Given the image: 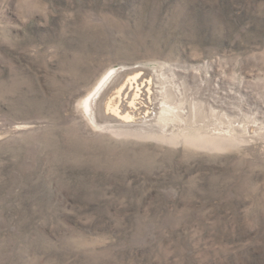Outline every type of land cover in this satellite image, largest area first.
<instances>
[{
    "label": "rangeland",
    "instance_id": "obj_1",
    "mask_svg": "<svg viewBox=\"0 0 264 264\" xmlns=\"http://www.w3.org/2000/svg\"><path fill=\"white\" fill-rule=\"evenodd\" d=\"M0 264H264V0H0Z\"/></svg>",
    "mask_w": 264,
    "mask_h": 264
},
{
    "label": "bare ground",
    "instance_id": "obj_2",
    "mask_svg": "<svg viewBox=\"0 0 264 264\" xmlns=\"http://www.w3.org/2000/svg\"><path fill=\"white\" fill-rule=\"evenodd\" d=\"M141 66H138L137 68H140ZM134 68H130V67H124L120 70H110L109 72H107L102 79L97 83V85L95 86V88L81 101V107L82 110L87 114L88 118L91 120V122L93 123V125L95 127H104V120H103V116L105 113H108V111L112 110L114 111V104L116 105V103L118 102V99L122 97L121 93L124 90V87L126 86V83H129V81L134 80L135 81V77L138 76L139 72H135V70H132ZM171 72V71H170ZM180 73V72H179ZM177 76V75H176ZM201 76V72L200 71H195L194 72V78L198 81L202 80L200 78ZM167 77V76H166ZM189 77V76H188ZM142 78V77H141ZM157 78V77H156ZM178 78V77H177ZM186 78V77H185ZM132 79V80H131ZM180 79V78H179ZM175 80V79H174ZM185 81V80H184ZM136 82V81H135ZM155 82V81H154ZM174 82V81H173ZM147 84V83H146ZM195 84V83H194ZM162 85V84H161ZM158 86V85H157ZM156 86V87H157ZM128 88V87H127ZM173 88H175L173 86ZM182 89V88H181ZM126 90V89H125ZM124 90V91H125ZM135 91V90H134ZM163 91V90H162ZM185 92V91H184ZM135 93V92H134ZM136 95V94H134ZM146 96V95H145ZM149 96V95H147ZM146 98V97H145ZM126 99V98H125ZM188 99V98H187ZM136 100V99H135ZM148 100V99H147ZM122 101V100H121ZM194 101V100H193ZM119 103V102H118ZM117 103V104H118ZM130 103V101L128 102ZM182 104V103H181ZM216 104V102H215ZM120 105V104H119ZM134 105V104H133ZM164 105V104H163ZM168 105V104H167ZM223 105V104H222ZM127 108L128 105L126 104ZM182 106V105H181ZM211 106V105H210ZM216 106V105H215ZM191 107V106H190ZM214 107V106H213ZM126 108V107H125ZM180 108V107H179ZM207 109V108H205ZM216 109V108H215ZM227 109V108H226ZM167 110L168 109H164ZM180 110V109H178ZM182 110V109H181ZM187 110V108H186ZM160 111V110H159ZM177 111V110H175ZM175 111H168L169 114L166 113V115H164L162 117V121L164 120V122L166 123L164 126H166V128H168L167 126H170V123H173L174 125L179 124L182 122H186L187 125H191V123L193 122V116L192 118L189 119H185V114L183 115V117L179 114H175ZM191 111V108H190ZM221 111V110H220ZM234 111V110H233ZM179 112V111H178ZM201 112V110H200ZM207 112V111H206ZM160 113V112H159ZM177 113V112H176ZM185 113V112H184ZM194 114H197L196 112ZM159 115V114H158ZM202 115L207 118L209 120V116L207 113H202ZM187 116H190V114ZM105 118V117H104ZM204 119V118H203ZM191 120V121H190ZM198 120V119H197ZM202 120V119H200ZM191 122V123H190ZM196 122V121H195ZM208 122V121H207ZM256 122V121H255ZM163 123V122H162ZM161 123V125H162ZM203 123V122H202ZM201 123V124H202ZM205 123V122H204ZM197 124V123H196ZM180 125V124H179ZM193 125V124H192ZM243 125V124H242ZM250 125V124H249ZM163 126V125H162ZM202 125H200L201 127ZM142 127V126H141ZM181 127V126H180ZM187 127V126H186ZM254 127V126H252ZM129 128V127H128ZM136 128V127H134ZM194 128V127H193ZM255 128V127H254ZM259 128V127H257ZM138 129V127H137ZM146 129V128H145ZM144 129V130H145ZM187 129V128H186ZM185 129V130H186ZM222 129V128H221ZM228 129V128H227ZM208 130V129H207ZM226 130V128H225ZM183 132H185L184 130H182ZM186 133V132H185ZM188 133V131H187ZM190 135H193V132L189 133ZM232 134V133H231ZM197 136V135H194ZM198 136H202V135H198ZM197 136V137H198ZM204 137V136H202Z\"/></svg>",
    "mask_w": 264,
    "mask_h": 264
},
{
    "label": "water",
    "instance_id": "obj_3",
    "mask_svg": "<svg viewBox=\"0 0 264 264\" xmlns=\"http://www.w3.org/2000/svg\"><path fill=\"white\" fill-rule=\"evenodd\" d=\"M132 70H135V72H139L138 76H142L143 74H148L152 72L154 69L147 66V67H140V68L134 67V69Z\"/></svg>",
    "mask_w": 264,
    "mask_h": 264
}]
</instances>
